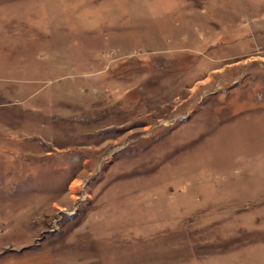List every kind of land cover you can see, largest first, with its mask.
<instances>
[{"label": "rangeland", "instance_id": "1", "mask_svg": "<svg viewBox=\"0 0 264 264\" xmlns=\"http://www.w3.org/2000/svg\"><path fill=\"white\" fill-rule=\"evenodd\" d=\"M0 264H264V0H0Z\"/></svg>", "mask_w": 264, "mask_h": 264}]
</instances>
